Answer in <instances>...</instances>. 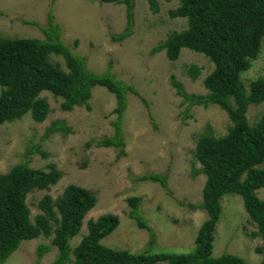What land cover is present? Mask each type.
<instances>
[{"label": "rangeland", "instance_id": "1", "mask_svg": "<svg viewBox=\"0 0 264 264\" xmlns=\"http://www.w3.org/2000/svg\"><path fill=\"white\" fill-rule=\"evenodd\" d=\"M158 2L159 11L155 13L148 0H136L132 34L116 42L111 35L122 33L127 25L124 4L98 0H0L2 37L45 38L42 27L48 26V15L52 12L61 26L63 41L87 58L90 69L105 71L112 61L116 76L134 85L149 102L148 108L138 95L129 94L123 119L126 144L122 150L95 145L96 140L115 134L114 122L118 117L114 112L115 95L102 86L93 88L92 110L77 106L72 111H64L62 98L43 92L41 96L51 107L45 121L36 122L28 113L20 120L0 125V174L24 162L27 147L38 144L48 156L37 150L30 166L49 170L52 162L63 172L56 185L46 190L36 189L28 195L33 219L42 212L39 202L46 194L56 199L71 183L87 187L98 197L80 233L72 239L73 246L88 233L90 219L113 213L120 217V225L102 240L104 245L137 253L188 254L195 250L198 230L207 219L204 209L190 207L203 201L206 182L203 174L192 176L193 168L201 167L195 156L197 141L207 125H212L214 133L221 136L227 134L232 121L226 111L216 105H194L188 109L189 103L177 94L172 85L173 77L182 82L188 93H206L204 79L212 72L214 64L204 54L189 48H183L176 61L170 60L165 50L154 51L171 32L187 27L185 18L170 16L169 11L178 7V0ZM76 40L79 44L75 47ZM193 64L202 69L197 79L188 74ZM259 77H264V44L251 68L241 75L247 87ZM263 110L264 104L251 105L250 123H254ZM60 120H65L73 132L45 137L47 128ZM167 172L168 189L159 182L138 180L146 173ZM258 194L264 199V188ZM133 196L142 198L141 212L154 230V242L150 232L139 227L129 215L131 207L127 200ZM221 203L213 255L229 252L250 264H263L258 248L264 249V239L253 236L257 226L246 211L243 197L226 194ZM42 243L51 245V249L40 258L38 247ZM58 254L59 249L52 245L51 239L40 236L24 240L3 264H52Z\"/></svg>", "mask_w": 264, "mask_h": 264}, {"label": "trees", "instance_id": "2", "mask_svg": "<svg viewBox=\"0 0 264 264\" xmlns=\"http://www.w3.org/2000/svg\"><path fill=\"white\" fill-rule=\"evenodd\" d=\"M98 1L126 6V28L111 37L116 42L127 39L135 22L136 0ZM148 1L153 12L157 13L158 0ZM178 1V7L169 11L170 16L185 18L187 27L171 32L154 51L165 50L172 61L179 58L183 48L209 58L214 69L204 79L206 93H188L175 77L172 85L177 94L189 103L188 109L194 105H216L226 111L232 121L227 134L221 136L214 133L212 125H207L197 141L195 156L201 167H194L192 176L203 174L206 182L203 201L190 207L204 209L207 219L198 230L195 250L176 254L137 253L110 248L102 240L120 225V217L113 213L90 219L88 233L78 245L73 246L72 239L80 233L87 213L98 202L93 192L76 183L69 184L56 199L46 194L39 202L42 212L33 219L28 195L36 189H49L63 177L62 170L55 163L49 164V170L30 166L37 150L48 156L38 144L27 147L24 162L0 174V264L7 261L24 240L40 236L51 239L52 245L59 249L52 264H157L160 261L168 264H250L245 258L229 252L214 256L213 249L215 230L222 214L221 200L231 193L243 197L246 211L257 226L253 236L264 239V199L258 194L264 188V110L254 123H250L248 118L251 105L264 104V77L254 79L248 87L241 78L262 51L264 0ZM48 20V26L42 27L45 38L0 35V125L20 120L28 113L36 122L45 121L51 107L41 96L43 92L62 98L64 111H72L77 106L92 110L93 88L102 86L115 95L117 107L114 112L118 117L114 122L115 134L96 140L95 145L122 150L126 144L123 119L129 94L138 95L148 108L149 102L134 85L116 76L112 61L105 71L90 69L87 58L77 54L63 41L61 26L52 12ZM25 23L33 24L31 21ZM78 44L79 40H76L75 47ZM201 70L193 64L188 74L197 79ZM150 116L154 119L152 113ZM58 132L69 134L73 129L65 120L54 121L47 128L45 137ZM168 178V172L146 173L138 180L159 182L168 189ZM141 200L139 196L128 198L129 215L139 227L150 232L154 242L156 235L141 212ZM50 249L51 245L40 244V258ZM258 253L262 254L264 264V249L258 248Z\"/></svg>", "mask_w": 264, "mask_h": 264}]
</instances>
